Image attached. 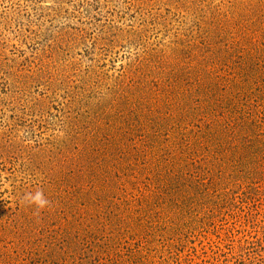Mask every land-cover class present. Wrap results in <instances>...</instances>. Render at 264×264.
<instances>
[{
    "label": "rangeland",
    "instance_id": "1",
    "mask_svg": "<svg viewBox=\"0 0 264 264\" xmlns=\"http://www.w3.org/2000/svg\"><path fill=\"white\" fill-rule=\"evenodd\" d=\"M0 264H264V0H0Z\"/></svg>",
    "mask_w": 264,
    "mask_h": 264
},
{
    "label": "clouds",
    "instance_id": "2",
    "mask_svg": "<svg viewBox=\"0 0 264 264\" xmlns=\"http://www.w3.org/2000/svg\"><path fill=\"white\" fill-rule=\"evenodd\" d=\"M28 198L30 203H34L40 208H43L48 204V200L41 191H37L35 194H29Z\"/></svg>",
    "mask_w": 264,
    "mask_h": 264
}]
</instances>
